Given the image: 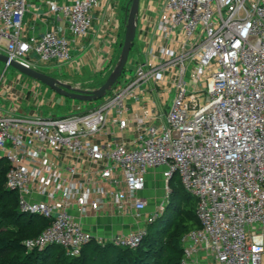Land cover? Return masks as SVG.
<instances>
[{
	"label": "built area",
	"instance_id": "1",
	"mask_svg": "<svg viewBox=\"0 0 264 264\" xmlns=\"http://www.w3.org/2000/svg\"><path fill=\"white\" fill-rule=\"evenodd\" d=\"M101 1L47 2L81 38ZM27 8L26 0H0V52L32 67L33 56L69 61L67 35L23 36ZM157 29L167 43L151 48L95 107L64 116L0 113L6 185L22 212L49 221L24 243L60 245L70 257L93 240L137 248L164 204L143 225L108 238L96 237L73 210L111 205L140 217L148 173L160 169L166 198L179 174L197 201L199 227L181 236L180 264H264V0H164ZM165 79L173 87L166 108L131 117L126 101ZM131 123L132 138L100 139L109 124L124 132Z\"/></svg>",
	"mask_w": 264,
	"mask_h": 264
},
{
	"label": "crops",
	"instance_id": "2",
	"mask_svg": "<svg viewBox=\"0 0 264 264\" xmlns=\"http://www.w3.org/2000/svg\"><path fill=\"white\" fill-rule=\"evenodd\" d=\"M47 1L26 0L28 8L25 13L23 36L26 37L31 34L40 36L47 30H56L65 34L72 42L71 59L62 63L57 60L41 62L33 56L35 67L74 86L90 90L99 87L106 80L111 69L114 68L120 55L131 0H103L96 3L92 8L91 29L88 35L81 38L76 37L69 31L67 21L61 14L53 13ZM58 1L71 2L72 0ZM163 2L164 0H140L136 38L121 77L131 74V70H134L138 63L145 62L150 58L151 48L159 51L160 47L167 43L157 29ZM98 77L103 79L96 83L95 79H98ZM30 78L27 83L33 88H39L43 94L53 90L46 84L32 77ZM166 83V79L161 80L159 83L151 82L149 89L144 91L141 100L128 99L126 103L129 106V115L133 117L136 113L146 112L147 109L150 111L156 107L165 109L173 95V87H167ZM72 99L73 107L69 112H79L77 110L81 109V105L76 102L77 99ZM43 107L45 105H33L32 103L28 107L25 105L23 109L17 112L0 108V113L7 111L19 116L32 117L43 114ZM49 107L52 106L49 105ZM131 125L133 131L116 132V125L109 124L100 139L105 140L106 138H116L118 136L132 138L135 131L133 123ZM114 132L117 133L116 136ZM52 158L55 159V155H52ZM71 159L68 157L66 162H71ZM154 179H156L157 184L159 183L157 189L153 187ZM163 185L161 170L151 169L148 173L146 188L142 192L149 199V203L143 210L141 218L133 212L118 213L111 205H107L106 208L100 210L89 209L85 215L75 208L73 213L96 237L108 238L115 234L126 233L144 224L143 218L153 212L154 207L150 203L155 199H159L158 196L161 195Z\"/></svg>",
	"mask_w": 264,
	"mask_h": 264
},
{
	"label": "rangeland",
	"instance_id": "3",
	"mask_svg": "<svg viewBox=\"0 0 264 264\" xmlns=\"http://www.w3.org/2000/svg\"><path fill=\"white\" fill-rule=\"evenodd\" d=\"M131 74L134 75V70H131ZM30 79V77H26V75L22 74L13 66H6L5 62L0 61V108L17 112L23 109L25 105L26 107H28L33 103V105H45L42 110L44 115H48L50 113L56 114L57 116H64L68 113L70 114L69 110L73 107V99L71 97L63 96L57 93L55 90H49L43 94V92L39 90V88H33L31 85H29V83H27ZM102 79L103 78L98 77V79H95L96 83H98ZM102 99L103 98L86 101L85 103L83 100L77 99L76 102L81 105V109L77 111L82 112L95 107L102 102ZM49 105H51L52 107H49ZM4 159V157L0 156V189H2L3 187H7L4 182ZM153 187L154 189H157L159 187V183L157 184L156 179H154ZM171 188L173 191H175V195L172 194L173 192L171 191L170 195L166 198L164 194L165 190L162 189L161 191L163 193L161 192V195L158 196L159 199H155L150 203V205L152 204L154 207L153 211L157 209L160 203L164 204L165 207H167V213H162V220L160 219L162 214L158 217L161 221H163V223L165 222V225L162 227L161 225H159L161 222H158V225L156 226L155 224L152 229L153 233L158 235V239L162 245V248L164 249V252L166 253L165 257L159 260L160 264H166L167 260L171 256L178 255L174 254L175 252H177V248L174 244H172L170 240L171 235L175 232V227L178 224V213L182 211L185 201H187V207L190 208L194 207L196 200L195 196L191 195L184 188L179 174H176V176L171 181ZM15 204L16 197L15 195L11 194L3 198L2 202L0 201V216L4 218L3 234L6 236H21L25 237V239L35 238L39 234V230L42 227L41 220L34 219L28 221L27 218H23V220L19 223L14 222L12 216L9 215V212ZM97 245L99 246L98 251L93 248ZM107 245L113 244L109 242L100 243L96 240H93L87 247V252L83 253L80 256V259H83L84 257L86 264H99V259H104L106 260V262L108 259L109 264H112L111 261L114 255V247H110ZM168 252L172 254H169ZM95 257L97 260L94 259ZM0 259H3V256L0 255ZM57 263L58 253L53 252L49 264Z\"/></svg>",
	"mask_w": 264,
	"mask_h": 264
},
{
	"label": "trees",
	"instance_id": "4",
	"mask_svg": "<svg viewBox=\"0 0 264 264\" xmlns=\"http://www.w3.org/2000/svg\"><path fill=\"white\" fill-rule=\"evenodd\" d=\"M3 163L5 164V179L4 182L6 184V173L8 170L7 160L4 159ZM7 186V185H6ZM172 194L175 191L172 190ZM9 194L15 195L16 204L13 205L9 215L12 216L14 222H21L23 218H27L28 221L40 219L42 222V227L39 230V233L49 224V221L41 216H36L32 214L24 213L20 210L18 206V195L15 191L10 190L8 187H3L0 189V201L8 196ZM175 195V194H174ZM172 201V198H171ZM185 201V200H184ZM187 201H185L186 203ZM183 206V209L180 213H178V224L175 227V232L171 235V242L177 248V252L174 254H178L171 256L166 264H180V259L183 255V250L181 247L180 239L181 236L197 227H199V220L196 215V204L195 200L194 207H187V203ZM167 213V207H165L163 213ZM169 215V214H167ZM163 214L161 216L162 220ZM184 217V218H183ZM186 217V218H185ZM175 218V217H174ZM177 218V217H176ZM159 218L152 223L149 227V234L143 240V242L137 248H128V247H117L114 245H107L114 247L113 249V257L112 264H160V259L165 257L164 249L158 239V235L153 233V226L158 222H161L159 225L162 227L165 225V222L161 221ZM167 219V218H166ZM4 226V218L0 216V255L3 256V259H0V264H49L52 253H58V263L57 264H86L85 259H80L83 253L87 252V247L90 245L87 244L82 250L80 256L70 257L65 254V251L62 247L52 244L48 245L44 249L33 248L28 249L24 243L25 237L21 236H6L3 231ZM57 248V249H56ZM98 251L99 246L93 247ZM56 249V250H55ZM169 253V252H168ZM172 254V253H169ZM95 260L96 257L94 258ZM99 264H109V260L99 259Z\"/></svg>",
	"mask_w": 264,
	"mask_h": 264
},
{
	"label": "water",
	"instance_id": "5",
	"mask_svg": "<svg viewBox=\"0 0 264 264\" xmlns=\"http://www.w3.org/2000/svg\"><path fill=\"white\" fill-rule=\"evenodd\" d=\"M140 11V0H131L126 19L125 37L122 48L114 68L111 70L106 80L95 89H84L78 86L62 81L58 77L46 73L40 69L23 64L22 62L11 58L10 56L0 52V61L6 63V66H13L25 75L32 77L55 90L57 93L74 99L92 101L103 98L117 83L123 74L127 65L129 55L136 38L138 15Z\"/></svg>",
	"mask_w": 264,
	"mask_h": 264
}]
</instances>
